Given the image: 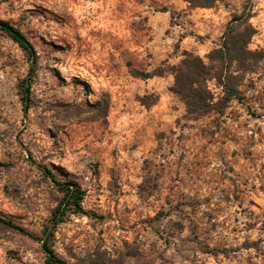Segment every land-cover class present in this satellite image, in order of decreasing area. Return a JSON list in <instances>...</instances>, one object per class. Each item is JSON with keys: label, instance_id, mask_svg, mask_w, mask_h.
<instances>
[{"label": "rangeland", "instance_id": "obj_1", "mask_svg": "<svg viewBox=\"0 0 264 264\" xmlns=\"http://www.w3.org/2000/svg\"><path fill=\"white\" fill-rule=\"evenodd\" d=\"M0 21L38 55L25 116L29 63L0 31V264H45L63 194L41 168L101 217L67 213L52 242L67 264H264V0H0ZM231 22L261 59L225 72L242 100L194 118L174 68L188 52L220 72Z\"/></svg>", "mask_w": 264, "mask_h": 264}, {"label": "trees", "instance_id": "obj_2", "mask_svg": "<svg viewBox=\"0 0 264 264\" xmlns=\"http://www.w3.org/2000/svg\"><path fill=\"white\" fill-rule=\"evenodd\" d=\"M184 1L194 8H211L220 0ZM238 27L237 23L231 22L223 36L221 46L214 49L210 54V61L220 64V72L217 71V68L206 64L201 57L188 52L184 53L181 64L174 68L173 91L184 101L189 115L194 118L202 117L212 111L222 112L232 99H243L238 87L231 83L230 78L233 76H227L225 72L232 64H238L239 67L245 68L252 60L257 61L261 58L249 50L254 29L249 27L245 31H238ZM0 31L23 50L29 63L28 73L20 84L23 112L26 116L30 110L31 91L37 73L38 55L26 35L16 26L6 21H0ZM144 76L150 77L149 74H144ZM211 79H216L223 88L224 95L218 102L214 101V96L208 86V81ZM41 169L63 194L61 202L42 230L40 243L45 255V264H67L56 254L52 244L57 228L64 222L67 213L82 214L96 219L101 217L85 210L83 202L86 191L78 184L59 181L50 170Z\"/></svg>", "mask_w": 264, "mask_h": 264}]
</instances>
